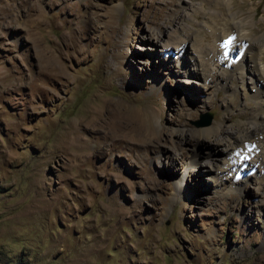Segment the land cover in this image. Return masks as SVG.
Returning a JSON list of instances; mask_svg holds the SVG:
<instances>
[{
    "label": "rangeland",
    "instance_id": "374dc122",
    "mask_svg": "<svg viewBox=\"0 0 264 264\" xmlns=\"http://www.w3.org/2000/svg\"><path fill=\"white\" fill-rule=\"evenodd\" d=\"M232 15L264 69V0H0V264H264Z\"/></svg>",
    "mask_w": 264,
    "mask_h": 264
},
{
    "label": "bare ground",
    "instance_id": "6f19581e",
    "mask_svg": "<svg viewBox=\"0 0 264 264\" xmlns=\"http://www.w3.org/2000/svg\"><path fill=\"white\" fill-rule=\"evenodd\" d=\"M227 21L224 23L225 24V31L220 34V39L224 38L228 34L231 35V37L234 39H230L231 46L228 48V50L224 54H220V50L217 46H213V48H207L203 50V54H201L199 59V63H196V58L193 57V63L194 65L197 66L199 64V69L203 72V77L205 79L211 78L215 75V72L212 71V65H214L215 62H217L218 57H224L223 55H230L237 50L238 45L243 46V52L244 50H250L248 52L249 58H250V65H246L245 63L238 62L236 65V70H239V73L242 75V77H248L251 81H253V87H255V97L258 103H260V110L258 112V115L254 121L251 123V130H245V132L241 135V137L237 136V138L240 141V150L236 151L230 159L225 162V165L222 167L216 168V171L219 173H222V171H226L228 167H233V168H241L245 169L247 167L246 161L248 160L249 157V152H258L260 150V147L264 143V136L261 134L264 132V90L260 89L259 85L260 83H264V69L262 68V65L258 61V58H256L253 55H256L252 50H257L259 49L260 52V42L255 43L254 45L251 43V41L248 39V36L246 37L245 33L240 34V26L244 23L241 21H236L235 17L232 15L229 17V19H226ZM243 30V29H242ZM242 32V31H241ZM247 32V31H246ZM253 42V41H252ZM181 44V43H180ZM182 45V44H181ZM262 46V45H261ZM240 48V47H239ZM255 48V49H253ZM241 49V48H240ZM240 52V53H241ZM258 52V53H259ZM240 56V55H239ZM246 53H242L241 57H246ZM242 59V58H241ZM223 61V60H222ZM219 62V61H218ZM200 71V72H201ZM200 74V73H199ZM248 74V76H247ZM258 125L259 128H255L252 126ZM233 135V134H232ZM235 135V133H234ZM237 135V134H236ZM235 137V136H234ZM216 143H223L226 144V140L224 136L221 135H216L215 138ZM252 144H255L256 147L250 151L248 148L252 146ZM239 149V148H238ZM227 150V147L224 149L222 148V151ZM259 165L263 166L264 161L257 160ZM237 170V169H235ZM226 175V174H224ZM223 176V175H222ZM227 176V175H226ZM228 178V177H227ZM223 184H226L225 182Z\"/></svg>",
    "mask_w": 264,
    "mask_h": 264
},
{
    "label": "water",
    "instance_id": "95a60500",
    "mask_svg": "<svg viewBox=\"0 0 264 264\" xmlns=\"http://www.w3.org/2000/svg\"><path fill=\"white\" fill-rule=\"evenodd\" d=\"M209 121V117H206L203 123H207Z\"/></svg>",
    "mask_w": 264,
    "mask_h": 264
}]
</instances>
